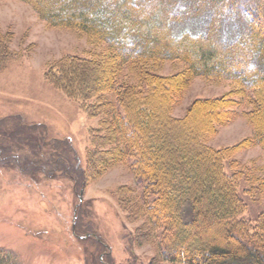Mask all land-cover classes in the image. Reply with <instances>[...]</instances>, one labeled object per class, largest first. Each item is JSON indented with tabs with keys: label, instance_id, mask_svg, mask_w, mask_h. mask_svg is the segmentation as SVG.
<instances>
[{
	"label": "trees",
	"instance_id": "trees-1",
	"mask_svg": "<svg viewBox=\"0 0 264 264\" xmlns=\"http://www.w3.org/2000/svg\"><path fill=\"white\" fill-rule=\"evenodd\" d=\"M20 1L49 26L79 31L98 48L89 58L66 57L47 72L48 81L99 119L86 167L73 176L75 188L84 190L113 167L129 169L137 186L121 191V202L127 199L128 210L130 203L131 218H144L138 242L156 246L159 264H264V210L253 226L243 219L247 206L241 197L263 193L264 177L255 161L249 167L234 157L253 147L264 153V0L246 1L239 9L238 0H198L196 13L213 10L205 12L207 29L198 34L175 31L168 9L179 0ZM228 8L238 10L246 29L229 42L220 29ZM173 61L184 69L156 73ZM197 77L230 80L234 90L198 98L184 117L174 116ZM239 111L255 136L236 146H211L210 139ZM55 163L56 169L65 164L63 158ZM0 264L26 263L0 247Z\"/></svg>",
	"mask_w": 264,
	"mask_h": 264
},
{
	"label": "rangeland",
	"instance_id": "rangeland-1",
	"mask_svg": "<svg viewBox=\"0 0 264 264\" xmlns=\"http://www.w3.org/2000/svg\"><path fill=\"white\" fill-rule=\"evenodd\" d=\"M246 1L250 0H238V9ZM197 5L198 0L169 5L177 33L206 31L210 15L205 12L212 14L213 10L204 7L196 13ZM238 14L234 10L221 19V34L227 42L246 30ZM95 51L98 48L86 35L49 26L31 5L0 0V156L5 157L0 159V247L13 251L26 264H159L156 246L138 242L143 238L139 229L144 218H131L130 203L128 210L127 199L121 202L119 193L128 194L137 186L129 169L113 167L88 182L84 190L75 188L73 176L86 167L87 152L93 149L91 134L100 128L99 119L91 118L80 100L48 81L47 72L66 57L89 58ZM184 67L177 61L166 62L156 73L170 76ZM232 90L230 80L194 78L173 115L184 117L196 99L220 98ZM254 136L239 111L209 144L214 148L236 146ZM42 138L46 140L41 142ZM234 157L244 166L256 162L264 177L260 147ZM57 158L65 162L60 169H56ZM29 162L35 166H26ZM36 162L39 169L34 171ZM242 179L243 189L247 182ZM243 194L247 206L243 219L255 226L264 210V191L254 197ZM78 208L79 219L75 217Z\"/></svg>",
	"mask_w": 264,
	"mask_h": 264
}]
</instances>
